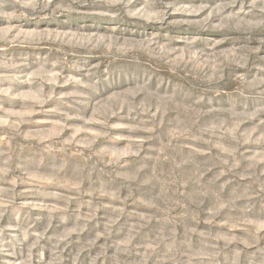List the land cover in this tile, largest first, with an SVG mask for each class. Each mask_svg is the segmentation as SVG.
<instances>
[{
    "label": "clouds",
    "instance_id": "9594fccd",
    "mask_svg": "<svg viewBox=\"0 0 264 264\" xmlns=\"http://www.w3.org/2000/svg\"><path fill=\"white\" fill-rule=\"evenodd\" d=\"M262 52L264 0H0V264H264Z\"/></svg>",
    "mask_w": 264,
    "mask_h": 264
},
{
    "label": "rangeland",
    "instance_id": "374dc122",
    "mask_svg": "<svg viewBox=\"0 0 264 264\" xmlns=\"http://www.w3.org/2000/svg\"><path fill=\"white\" fill-rule=\"evenodd\" d=\"M261 55H264V52L261 53ZM38 119L44 120V119H48L50 118L49 116H46L45 114L41 113L38 114L37 116ZM25 128H28L30 126H23ZM2 139V138H0ZM26 154V153H25ZM27 188V186H19L18 187V191L21 192V195L17 197L16 202L18 204H27V203H35V202H39V198L37 196H35L33 193H30L28 191H26L25 189ZM3 205L0 204V209H2ZM77 204L75 201H73V203L70 205V208H76ZM38 210H33V213L36 214ZM134 206L129 205L125 212L126 214L124 216L121 217L120 220V224H124L125 222H128L131 220V217L127 215V213H131L134 212ZM104 214V210H101L100 212H98V216L103 215ZM16 219H17V214L16 212L13 210L12 206L9 205L8 206V211L4 212L2 216H0V226H14L16 223ZM59 221L57 219L54 218L53 220V229H55L58 225ZM95 224V221H90L89 222V231L92 230L93 226ZM119 226V225H118ZM53 229H50L49 231H53ZM85 236L88 235V233L86 232L84 234ZM42 244L46 247V248H51V244L45 240L42 242ZM71 250V246L68 250H66L65 255H67L68 251ZM17 254H20V250H17ZM24 255H26V250L24 252ZM46 255H48V253H46ZM5 259L8 260H13L12 257H5ZM33 261L35 264V250L33 251Z\"/></svg>",
    "mask_w": 264,
    "mask_h": 264
}]
</instances>
